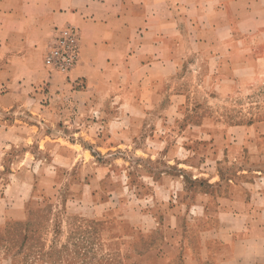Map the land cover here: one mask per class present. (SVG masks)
Segmentation results:
<instances>
[{
  "label": "rangeland",
  "instance_id": "obj_1",
  "mask_svg": "<svg viewBox=\"0 0 264 264\" xmlns=\"http://www.w3.org/2000/svg\"><path fill=\"white\" fill-rule=\"evenodd\" d=\"M48 45L19 85L27 99L0 116L16 124L22 137L12 139L24 149L15 153H25L19 173L10 155L0 164V264H219L227 253L220 243L230 245L232 236L219 235L218 220L202 214L193 193L215 182L224 193L225 178H199L200 171H220L244 180L264 206V60L234 52V67L222 72L233 82L174 76L157 83L146 129L160 127L153 135L169 144L150 140L148 148L137 147L142 152L128 119L119 118L126 133L114 132V123L106 132V106L98 98L84 103L83 85L71 75L45 71ZM170 103V114L160 115ZM145 131L138 144L149 138ZM148 154V165L170 174L138 180L136 157L145 163Z\"/></svg>",
  "mask_w": 264,
  "mask_h": 264
},
{
  "label": "crops",
  "instance_id": "obj_2",
  "mask_svg": "<svg viewBox=\"0 0 264 264\" xmlns=\"http://www.w3.org/2000/svg\"><path fill=\"white\" fill-rule=\"evenodd\" d=\"M66 25L75 26L81 37V58L69 75L82 83L81 92L87 98L84 103L98 98L99 104L106 106L102 114L111 118L106 122V132L114 123L113 131L119 135L128 129L138 133L133 139L137 151H142L137 148L140 146L148 148L150 140L163 146L168 142L153 135L163 130L160 127L146 129L148 119L155 116L149 102L160 96L155 89L157 83L174 76L178 81L194 76L199 82H233L235 77L222 76V72L234 67V52H251L264 60V0H0L1 117L27 99L19 85L28 82L25 73L33 69L30 61L46 49L55 28ZM43 66L45 69L44 59ZM180 69L184 72L179 73ZM208 69L212 72L205 74ZM45 71L42 69L43 75ZM114 102L119 104L110 107ZM170 107L171 103L160 115L170 114ZM119 118L128 119V129ZM5 123L0 121V164L10 155L12 160L8 162L19 173L17 168H21L25 153L15 152L16 148L23 150L24 145L17 144L19 139L13 140L12 134H22L16 124ZM145 130L149 138L138 144L140 138L136 136ZM72 141L76 139L70 140L73 145ZM76 142L87 145L79 139ZM139 158L135 163L142 167L136 166L137 173L134 171L138 180L145 175L161 180L170 174L163 165H148L153 164L150 154L145 163ZM200 173L203 175L199 178L208 181H227L224 193H218V182L210 183L208 191L197 188L193 193L200 198L202 214L218 220L219 235L232 236L227 237L230 245L227 240L220 243V251L227 253L219 264H264V206L254 202L256 193L244 180L234 181L235 177L223 172L208 177ZM27 177L24 179L29 181ZM21 212L23 208L17 209Z\"/></svg>",
  "mask_w": 264,
  "mask_h": 264
},
{
  "label": "built area",
  "instance_id": "obj_3",
  "mask_svg": "<svg viewBox=\"0 0 264 264\" xmlns=\"http://www.w3.org/2000/svg\"><path fill=\"white\" fill-rule=\"evenodd\" d=\"M81 58V37L75 26L56 27L44 55V65L50 72L69 75Z\"/></svg>",
  "mask_w": 264,
  "mask_h": 264
}]
</instances>
